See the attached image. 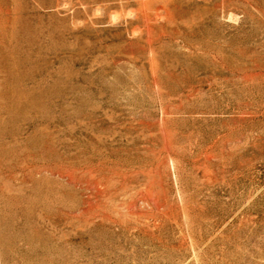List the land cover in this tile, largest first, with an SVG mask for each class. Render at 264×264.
<instances>
[{"label":"rangeland","instance_id":"1","mask_svg":"<svg viewBox=\"0 0 264 264\" xmlns=\"http://www.w3.org/2000/svg\"><path fill=\"white\" fill-rule=\"evenodd\" d=\"M0 264H264V0H0Z\"/></svg>","mask_w":264,"mask_h":264}]
</instances>
